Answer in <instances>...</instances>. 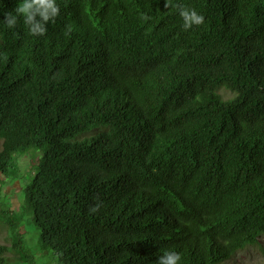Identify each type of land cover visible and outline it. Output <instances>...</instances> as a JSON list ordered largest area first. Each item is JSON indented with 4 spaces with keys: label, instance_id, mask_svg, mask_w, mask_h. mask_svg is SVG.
Instances as JSON below:
<instances>
[{
    "label": "trees",
    "instance_id": "16d2710c",
    "mask_svg": "<svg viewBox=\"0 0 264 264\" xmlns=\"http://www.w3.org/2000/svg\"><path fill=\"white\" fill-rule=\"evenodd\" d=\"M20 2L0 0V170L40 152L25 203L57 264H226L256 244L264 0H170L204 16L188 30L165 0H56L42 36L7 26ZM11 238L0 264L34 260Z\"/></svg>",
    "mask_w": 264,
    "mask_h": 264
},
{
    "label": "rangeland",
    "instance_id": "374dc122",
    "mask_svg": "<svg viewBox=\"0 0 264 264\" xmlns=\"http://www.w3.org/2000/svg\"><path fill=\"white\" fill-rule=\"evenodd\" d=\"M39 155L40 152L35 148L15 154L17 173H3L0 170V208L8 206L11 212L17 213L21 218L18 228L11 229L8 221L0 216V242H11L12 235L18 231L23 236L24 249L34 259L30 262L21 261L19 254L11 251L8 256L10 264H57V255L51 247L41 245V229L25 203L24 188L34 176ZM226 264H264V234L256 244L238 251Z\"/></svg>",
    "mask_w": 264,
    "mask_h": 264
},
{
    "label": "clouds",
    "instance_id": "9594fccd",
    "mask_svg": "<svg viewBox=\"0 0 264 264\" xmlns=\"http://www.w3.org/2000/svg\"><path fill=\"white\" fill-rule=\"evenodd\" d=\"M165 8L170 6L176 7L179 10V15L183 20V29H191L194 25L199 26L204 22V16L198 13L194 8H190L183 4L171 5L170 0H165ZM15 12L17 15H12L11 12L4 14V20L9 28H14L17 24L18 16L23 17V22L28 26L29 32L32 35H44L47 31V24L54 22L60 14L59 5L56 0H22L18 3ZM141 19L147 21L151 19L147 14L141 13ZM100 203L93 205L90 212H97ZM181 255L175 251H166L159 256L157 264H179Z\"/></svg>",
    "mask_w": 264,
    "mask_h": 264
}]
</instances>
